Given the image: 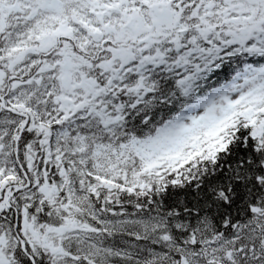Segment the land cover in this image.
<instances>
[{"label":"snow or ice","instance_id":"6c2138e0","mask_svg":"<svg viewBox=\"0 0 264 264\" xmlns=\"http://www.w3.org/2000/svg\"><path fill=\"white\" fill-rule=\"evenodd\" d=\"M0 264H264V0H0Z\"/></svg>","mask_w":264,"mask_h":264}]
</instances>
